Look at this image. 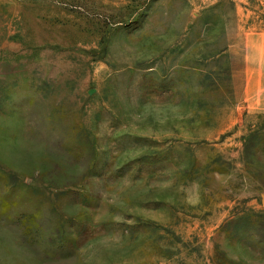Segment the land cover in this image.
I'll list each match as a JSON object with an SVG mask.
<instances>
[{
	"label": "rangeland",
	"instance_id": "1",
	"mask_svg": "<svg viewBox=\"0 0 264 264\" xmlns=\"http://www.w3.org/2000/svg\"><path fill=\"white\" fill-rule=\"evenodd\" d=\"M0 264H264V0H0Z\"/></svg>",
	"mask_w": 264,
	"mask_h": 264
}]
</instances>
